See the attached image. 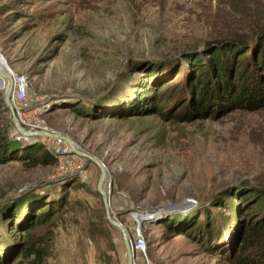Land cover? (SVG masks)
Returning <instances> with one entry per match:
<instances>
[{"label": "rangeland", "instance_id": "1", "mask_svg": "<svg viewBox=\"0 0 264 264\" xmlns=\"http://www.w3.org/2000/svg\"><path fill=\"white\" fill-rule=\"evenodd\" d=\"M219 1L0 0V60L26 83L18 112L11 97L21 127L61 135L104 166L110 212L131 247L145 242L140 253L132 248L134 264H234L248 218L240 197L264 187V109L214 117L175 96L187 73L184 51H201L223 19L240 17ZM162 61L178 76L144 86L143 65ZM3 92L0 132L14 149L44 147L57 161L0 163V264H32L11 248L27 203L41 197L66 204L39 264H127L96 190L98 167L64 140L18 136ZM176 205L182 213L152 216L137 230V212ZM44 233L36 232L46 241Z\"/></svg>", "mask_w": 264, "mask_h": 264}, {"label": "trees", "instance_id": "2", "mask_svg": "<svg viewBox=\"0 0 264 264\" xmlns=\"http://www.w3.org/2000/svg\"><path fill=\"white\" fill-rule=\"evenodd\" d=\"M252 1L258 4L257 8L246 6ZM219 2L223 6L230 7L232 12L237 11L240 17L237 16L234 22L223 19V28L218 30L215 36L203 42L201 51L195 53L184 51L185 55L181 60H184L182 63L187 66V73L175 96L178 100H183L181 103L183 106L189 108L193 106V111L196 110L199 114L211 113L214 117L238 111L262 110L264 109V0H236L234 4L229 0ZM230 23H233L232 26L229 25ZM165 63L168 62L143 65L141 72L147 74L144 86L152 82L166 84L172 75L178 76L179 69L173 64L172 67L169 66L164 70ZM140 64L136 63L135 68ZM192 110H188V113ZM185 111L186 109L182 114ZM12 143V139L7 134L0 132V163L22 160L27 161L28 166L35 167L52 165L57 161L56 157L44 147L29 145L14 149L15 146L20 145ZM55 198L50 200L41 197L27 203L30 211L27 217L22 216V222L16 224L17 226L23 223L18 227L21 229V234L14 238L11 248L16 252V258L20 257L23 260H30L32 264H39L48 255L44 245L51 243V228L56 223L53 218H57L66 204L65 199ZM240 201L248 218L243 223L241 233L238 234L239 247L233 263L264 264V187L258 186L247 193L243 192ZM207 216L210 214L208 213ZM12 220H16L15 217L11 218ZM42 227L45 228L46 241L36 234Z\"/></svg>", "mask_w": 264, "mask_h": 264}, {"label": "water", "instance_id": "3", "mask_svg": "<svg viewBox=\"0 0 264 264\" xmlns=\"http://www.w3.org/2000/svg\"><path fill=\"white\" fill-rule=\"evenodd\" d=\"M0 78H3V81L4 80L6 81V86H5L4 92H3V101H4V104L6 105V107L8 108V110L10 112V115L12 118V123L14 125V129L18 133V135H20L28 143L33 142L31 139H32V137H35V136H44V137H50V138L57 139V140H64L68 144L72 153H74L75 155H77L79 157L85 158L88 161H91L92 163H94L98 167L99 177H98V180L96 183V190L102 198L104 209H105L106 219H107L108 223L112 227L117 229V231L121 235V238H122V241L124 243L125 250H126L127 264H134L132 247L128 241L127 232H126L125 228L114 218V216L110 212L108 198L106 196V193L103 190V183H104L105 178H106V170H105L104 166L100 162H98L96 159L91 157L90 155H87L83 152L78 151L67 138H65L61 135L50 133L47 131L26 130V129L22 128L19 121H18L16 113L13 109V106L10 103V94H11L12 88H13L11 74H8L6 71H4L0 68ZM100 96L101 95H98V97H100ZM224 191H226V189L222 190L220 193H218L214 199L212 198L210 200V202H213L214 200H216ZM185 202H188V200H184L181 205L186 204ZM167 207H169V206H167ZM179 208H181L180 205H176V207H175L176 210H171L169 208L168 209L166 208L162 211L159 210V211H151V212H147V211L137 212L136 215L138 216V220L136 223H137L138 230H140L142 222L147 221L148 218H151V216H159V215H163V214H166L169 212H171V213H182L181 209H179ZM183 208H186V206ZM147 214L149 215V217H147Z\"/></svg>", "mask_w": 264, "mask_h": 264}, {"label": "built area", "instance_id": "4", "mask_svg": "<svg viewBox=\"0 0 264 264\" xmlns=\"http://www.w3.org/2000/svg\"><path fill=\"white\" fill-rule=\"evenodd\" d=\"M14 81V87L12 90V94L13 95V100L16 101V105L18 106V108H16V111H19V104L17 103L18 101H20L21 99H23V93H24V87H25V81L22 78H16L14 75H11ZM15 91H16V95H15ZM145 247V242L143 237H138L135 241H134V245H133V251L136 253H140Z\"/></svg>", "mask_w": 264, "mask_h": 264}, {"label": "bare ground", "instance_id": "5", "mask_svg": "<svg viewBox=\"0 0 264 264\" xmlns=\"http://www.w3.org/2000/svg\"><path fill=\"white\" fill-rule=\"evenodd\" d=\"M0 68L2 69V70H4V71H6L8 74H11L10 73V71L7 69V66H6V64L4 63V61H2V60H0ZM11 79H12V85H13V87H14V81H13V78L11 77ZM5 86H6V81L4 80L3 81V78H0V90H3L4 91V88H5ZM12 90H13V88H12ZM11 97H12V92H11V94H10V103L12 104V102H11ZM147 217H149V215L147 214ZM152 217V216H151ZM135 221L137 222V220H138V216L137 215H135ZM149 219V218H148ZM137 230H138V228H137ZM139 231V230H138Z\"/></svg>", "mask_w": 264, "mask_h": 264}]
</instances>
